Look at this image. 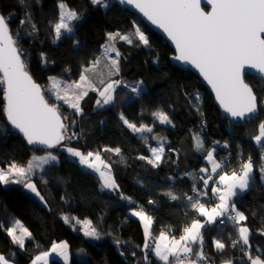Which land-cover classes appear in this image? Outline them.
Here are the masks:
<instances>
[{"label": "trees", "instance_id": "trees-1", "mask_svg": "<svg viewBox=\"0 0 264 264\" xmlns=\"http://www.w3.org/2000/svg\"><path fill=\"white\" fill-rule=\"evenodd\" d=\"M59 2L25 0L21 5L19 0H0V12L5 17L11 15L10 30L35 80L42 87L49 85L50 77L78 80L82 69L101 53L107 41L106 34L118 31L130 35L133 44L121 40L117 42L121 60L120 74L116 79L128 84L142 80L144 92L135 97L121 85L114 93L115 106L99 107L96 105L98 92L89 91L80 102L82 114H76L69 105L60 103L68 119L77 122L72 130L80 138L70 141L69 146L85 154L92 151L103 155L111 165L119 188L115 191L103 189L98 173L91 172L57 147L53 152L58 156L59 163H51L32 177L47 201L46 205L21 184H0V254L18 264H31L37 254L50 250L55 242H67L73 252L71 264H163L151 251L148 252L149 261L144 260V226L131 215L133 207L138 205L152 217V236L147 238L149 244L162 231L180 236L183 226L198 218L186 195H194V186L203 190L201 176H207L198 169L206 166V151L214 142L220 141L216 150L217 159L222 163L230 157V164L235 169L248 156L253 155L257 159L260 158L259 151L264 154V140L261 145H256L253 139L259 134V124L264 122V108L260 109L255 119L244 124L226 118L200 77L173 63L175 51L164 37L113 0H110L107 9L92 5L90 0H63L71 10L87 11V16L77 25L73 35L66 34L56 40L53 26L58 22ZM25 12L30 13L31 22L22 26ZM31 23H35L36 31H32ZM137 25L149 37L150 46H137L139 41L133 35ZM42 53L47 63L42 62ZM246 81L258 97H264L263 79L247 74ZM196 93L201 97L199 106L203 115L189 103ZM45 95L52 104H56L53 95L47 92ZM4 108V88L0 85V168L13 162L26 166L32 156L45 150H34L21 134L12 129ZM157 110L165 111L172 125H162L151 115ZM120 113L137 126L145 124L152 127L153 132L143 136L133 133L119 119ZM203 120L208 123L209 133L202 136L205 143L203 149L197 151L192 133ZM160 138L167 141L166 157L159 167H153L138 157H150L148 144ZM224 144L228 147H223ZM105 148H119L121 151L118 155L114 151H104ZM259 169L257 167L254 171L249 188L233 197V201L236 209L248 217L241 224L250 229L251 255L264 259V235L261 234L264 231V185ZM128 185L133 187L126 193ZM169 192L177 199L172 200L167 195ZM122 197L130 198L131 202ZM149 201L157 204L159 209L153 210ZM64 215L90 220L101 233V239L89 240L76 231L81 225L74 220L65 223ZM15 218L20 219L32 233V238L23 247L7 235L6 229ZM202 234L209 264H222L229 258L233 264H241L242 261L250 264L240 251L242 241L236 248L231 247L232 241L239 238L237 227L231 221L227 220L225 226H220L218 220L214 224H206ZM216 239L227 245L223 251L215 248ZM116 241H120L119 245ZM195 246L198 248L199 245ZM243 248L249 250L247 245ZM80 249L87 253V260L76 256ZM193 251L199 249L193 246ZM132 252L135 256L131 255ZM50 264L64 262L52 258Z\"/></svg>", "mask_w": 264, "mask_h": 264}, {"label": "snow or ice", "instance_id": "snow-or-ice-1", "mask_svg": "<svg viewBox=\"0 0 264 264\" xmlns=\"http://www.w3.org/2000/svg\"><path fill=\"white\" fill-rule=\"evenodd\" d=\"M118 2L134 6L153 25L167 34V37L174 42L178 53L174 57L175 60L191 65L199 71V74L215 91L216 100L223 111L234 121L251 119L261 108H264V97H258L257 93L243 78L244 69L248 67L257 70L262 74L261 78L264 79V0H207V3L211 5L210 11H205L201 7V0H118ZM19 3L24 5L25 0H19ZM90 3L105 9L109 7L107 0H90ZM58 8L61 10L58 22L53 26L56 40H59L65 33L74 32V26L70 25L68 21L79 22L82 19L75 10H69L63 0H60ZM10 20L11 15L5 17L3 13H0V74H2L0 75V85L4 86L6 120L10 122L13 129L18 130L23 135L29 145L40 147L41 150L59 147L71 157L78 158L80 165L85 166L93 173H98L103 189L117 190L118 185L111 174V165L103 160L99 152L88 151L85 154L63 143L80 138L72 130L77 122L62 116L59 105L50 104L45 98V92L51 91L56 100L69 103L76 114H82L83 110L80 108L79 102L88 95L89 90L98 91L99 97L102 98L96 100L97 106H115L113 102L117 88L123 85L135 97H140L144 92V82L140 80L135 84H128L121 79H110L101 91L93 86L89 75H87L92 69L85 67L82 69L78 81L65 83L64 87H61L55 77H50L52 88L42 87L30 74L26 59L23 58L24 53L22 49L17 47L16 40L9 28ZM30 22V13L25 12V19L21 20V25ZM31 27L32 31L37 30L35 23H31ZM133 35L139 41L137 46H150L149 37L139 27L135 28ZM106 37L107 43L103 46L104 50L108 53H115L114 58L109 57V75L119 76L121 53L115 46V42L119 37V40L131 45L133 39L130 35L121 34L118 31L107 33ZM43 56L42 53V62L47 63L46 60H43ZM97 63L99 60L93 62V67ZM100 83L104 82L100 81ZM70 92L72 94L71 99L69 98ZM200 101L201 97L199 93H196L189 103L197 113L203 115L199 106ZM151 115L162 125H172L173 123L169 115L163 110H157ZM119 119L133 133L143 136L144 133L153 132V128L148 125L137 126L130 122L123 113H120ZM192 135L196 150L203 149L205 141L201 133L194 132ZM143 138L147 139V137ZM253 139L257 145H261L262 140H264V122L259 124V134ZM214 143L219 144L218 141ZM223 147L227 148L228 145L224 144ZM104 151H114L119 155L121 150L119 148H105ZM149 151L150 157L140 156L138 158L146 160L153 167H159L164 156L163 144L158 147H150ZM215 152V146L206 151V159L212 165L211 171L209 172L208 168L200 169L202 173L207 175V178L201 176L203 190L196 189L194 186V195H186L190 207L200 216L206 218L203 223L199 219L192 220L189 226L183 228L179 239L175 236L169 237L166 232L162 231L154 242L149 244L147 238L152 236L150 231L152 217L143 209L134 208L131 211V215L137 217L144 226L146 240L143 249L145 250L144 260L146 262L149 261L148 252L151 251L163 264H201V262L208 264L209 257L204 252L201 230L205 224H214L217 218L227 216L233 226L237 227L239 233V238L232 241L231 247L236 248L237 244L242 241L240 251L247 257V261L250 264H264V260L259 255L255 258L251 255L250 229L241 224L248 217L244 212L236 209V204L233 201V197L238 194L237 189L243 193L249 188L250 180L253 179L251 174L253 173L254 162L249 156L246 161L241 163L239 171L233 170L229 173L222 171L223 166L216 161ZM34 161L40 163L34 164ZM51 162L59 163L58 156L52 154L51 151H48L45 156H32L27 166L13 162L7 169L0 168V184H21L46 205L47 201L44 200L32 177L36 175V168L51 165ZM218 169H221L218 179L213 180ZM259 170L261 178L264 179V165ZM209 181H212L214 185L210 189L211 194L218 200L211 208L206 207V204L201 202L202 197L209 195ZM167 195L172 200L177 199L171 192ZM122 198L130 201V198ZM149 203L151 204L152 201ZM62 218L65 223H71L72 220H75L77 224L81 223L79 219L70 218L68 215H64ZM82 223L85 236L96 240L101 239V233L91 226L90 220H85ZM220 223L223 224L224 220L221 219ZM18 230L20 235H17ZM6 231L12 241L21 247L24 246L25 238L32 236L28 228L24 227L18 220L14 222V226L7 228ZM261 234L264 235V231H261ZM119 243L120 241H116L117 245ZM197 243L200 246L199 251L193 254L192 245ZM243 245H247L249 250H245ZM214 246L218 251H223L227 247L219 239L214 240ZM68 249L67 242L54 243L51 252L45 251L37 255L32 264H48V257L52 253L62 257L67 264L69 261ZM131 255L135 256V252H132ZM170 257L173 260L170 261ZM0 264H9V260L2 254H0ZM222 264H233V260L231 258L223 260ZM241 264L244 262L242 261Z\"/></svg>", "mask_w": 264, "mask_h": 264}, {"label": "rangeland", "instance_id": "rangeland-1", "mask_svg": "<svg viewBox=\"0 0 264 264\" xmlns=\"http://www.w3.org/2000/svg\"><path fill=\"white\" fill-rule=\"evenodd\" d=\"M107 2L108 3H110V0H107ZM67 6V5H66ZM68 8V7H67ZM69 10H71L70 8H68ZM61 11V10H60ZM77 12V11H76ZM81 17H82V19L79 21V22H77V21H68V23L70 24V25H72V26H74V29L76 30V27H77V25L78 24H80L84 19H85V17L87 16V11H80V12H77ZM136 27H139L140 28V30H142L141 29V27L139 26V25H137ZM75 30H74V32L73 33H71V34H68V33H65V34H63V35H73L74 33H75ZM143 31V30H142ZM112 33H115V32H112ZM146 34V33H145ZM62 35V36H63ZM147 35V34H146ZM61 36V37H62ZM118 41H120L119 40V37H117V41L115 42V46L117 47V42ZM106 43H107V41L105 42V44L103 45V46H105L106 45ZM102 46V50H101V53L95 58V60L94 61H96V60H99V63H97V64H95V66L93 67V62L89 65V66H87L88 68H91L92 69V71L91 72H89V73H87V75H89V78H90V80L92 81V83H93V86L96 88V89H99V90H103V88H104V86L109 82V80L110 79H112V80H115L116 79V77L118 78L119 76H110L109 75V66H110V59H109V57L111 56L112 58H114L115 57V53H108V52H106L105 50H104V47ZM118 48V47H117ZM56 78V81H57V83H60V85H61V87H64V84L65 83H72L73 81H78V80H73V81H69V80H66V79H63V78H58V77H55ZM100 81H103L104 83H100ZM1 87H3L4 88V86L3 85H1ZM48 87V89H51L52 88V82H51V80H50V82H49V85L47 86ZM89 91H92V90H89ZM47 93H50L51 95H53L54 96V94L51 92V91H46ZM96 92H98V91H96ZM99 94V93H98ZM71 96H72V94H71V92L69 93V98L71 99ZM55 97V96H54ZM98 99H102V98H100L99 96H98ZM82 100V99H81ZM81 100H80V102H81ZM79 102V103H80ZM60 103H64V104H66V105H69L70 106V104L69 103H66V102H64V101H58V100H56V104H58L59 105V110H60V112L62 113V115L63 116H66L64 113H63V111H62V109H61V104ZM106 106H108V105H106ZM105 107V106H104ZM67 117V116H66ZM219 142V144H220V141H218ZM166 143H167V141L165 140V138H160V139H156V140H154L152 143H149L148 144V148L150 149V147H158V146H160L161 144H163V147H164V156H163V158H162V160L160 161V163H159V165L164 161V159H165V157H166ZM65 144H67L68 146L70 145V141H66L65 142ZM213 146H215L216 147V150H218V144H214V145H212V147ZM211 147V148H212ZM211 148H209V150H211ZM58 148H54V149H50V150H45V152H43V153H40V154H36V155H34V156H37V157H39V156H45V155H47L48 154V151H51V153L52 154H54V155H56L55 154V152H53V151H56ZM259 153V155H260V158H254L253 159V162H254V164H253V172L257 169V167H261L262 165H264V159H262V156H264V154L262 155L261 154V151H259L258 152ZM263 153V152H262ZM101 155V154H100ZM178 155V154H177ZM150 156H151V153H150ZM101 157L103 158V160L106 162V160L104 159V157H103V155H101ZM214 157H215V159H216V161L219 163V161L217 160V157H216V152L214 153ZM75 159H77L78 160V158H75ZM205 159H206V157H205ZM207 160V159H206ZM256 161V162H255ZM207 162H209L208 160H207ZM40 162L39 161H34V164H39ZM51 163H53V162H51ZM107 163V162H106ZM11 164V163H10ZM9 164V165H10ZM209 164H211L210 162H209ZM8 165V166H9ZM7 166V167H8ZM27 166V165H26ZM48 165H43L42 166V168H36L35 169V172L36 173H38V172H40V171H42L44 168H46ZM7 167H5L4 169H7ZM203 168H207V167H203ZM220 170V169H219ZM224 171H228V170H225V169H223ZM198 172H200V173H202L201 171H198ZM229 173L231 172V171H228ZM111 174L113 175V172H112V169H111ZM202 174H204V175H206L205 173H202ZM207 176V175H206ZM207 178V177H206ZM261 180H262V182H263V185H264V179H262L261 178ZM116 181V180H115ZM117 183V182H116ZM118 185V184H117ZM210 186H211V181H209V185H208V190L210 189ZM218 186V185H217ZM132 185H128L127 186V189L125 190V192L126 193H128L131 189H132ZM119 188V187H118ZM28 190V189H27ZM203 198V197H202ZM212 206H214V204H212V205H208L207 206V204H206V207H209V208H211ZM137 209V210H140V207L137 205L136 207H133V209ZM198 214V213H197ZM197 219H199L202 223L206 220V218L205 217H202V216H200L199 214H198V218ZM20 221L21 222V224L24 226V227H26L25 225H24V223L20 220V219H17V218H15L11 223H10V226H8V228L9 227H12V226H14V222L15 221ZM85 220H88V219H85ZM85 220H80L81 221V223H79V225H81V227H79V229H77L76 231L77 232H80V233H82L83 235H84V225H83V221H85ZM74 223H76L75 222V220H74ZM77 224V223H76ZM206 225V224H205ZM91 226L93 227V225L91 224ZM27 228V227H26ZM204 229V228H203ZM202 229V230H203ZM201 230V231H202ZM17 235H20V232H19V230L17 231ZM159 236V235H158ZM87 237V236H86ZM32 238V236L30 237V238H28V237H26L25 238V243H26V241L27 240H29V239H31ZM89 240H91V241H96V239L95 238H91V237H87ZM150 238V237H149ZM204 240V239H203ZM25 243H24V245H25ZM55 243H57V242H55ZM18 245V244H17ZM196 244H194V245H192V247L194 246L195 247V249L196 250H198L199 248H200V246H198V248L195 246ZM197 245H199L198 243H197ZM20 246V245H19ZM52 248V247H51ZM68 251H69V263L70 262H72V250H71V248H70V246H69V249H68ZM48 252H51V249L50 250H48ZM197 252V251H196ZM195 251H193V253L195 254L196 253ZM43 252H41L40 254H42ZM40 254H37V255H40ZM3 255V254H2ZM36 255V256H37ZM206 255V254H205ZM78 258H81V259H85V260H87L88 259V255H87V253L85 252V250L84 249H80L79 251H78V253H77V255H76ZM207 256V255H206ZM52 258H56V259H59V260H62L63 258L62 257H60V256H58L56 253H52L49 257H48V264H50V259H52ZM171 259H172V257H171ZM171 259H170V261H171ZM9 260V259H8ZM9 263L10 264H18V263H16V262H13V261H11V260H9ZM205 263V262H204Z\"/></svg>", "mask_w": 264, "mask_h": 264}, {"label": "water", "instance_id": "water-1", "mask_svg": "<svg viewBox=\"0 0 264 264\" xmlns=\"http://www.w3.org/2000/svg\"><path fill=\"white\" fill-rule=\"evenodd\" d=\"M115 3H117V4H119V5H121V6H123V7H125L126 9H128L129 11H131V12H133L134 14H136L147 26H149L152 30H154L155 32H157V33H159V34H161L163 37H164V39L166 40V42L167 43H169L170 45H171V47L174 49V51H175V54L173 55V57H172V61H173V63L175 64V65H177V66H179V67H181V68H183V69H185V70H189V71H193V72H195L199 77H200V79H201V81H202V83L205 85V87L208 89V91L210 92V93H212V95H213V97H214V99H215V102H216V105H217V107L219 108V110L222 112V114L226 117V118H228L229 120H231V121H234L227 113H225L224 111H223V109H222V107L219 105V103H218V101L216 100V97H215V91L212 89V87H211V85H209L208 83H207V81H205L204 79H203V77L199 74V71L197 70V69H195L193 66H191V65H188V64H185V63H183V62H180V61H177V60H175V56L178 54L177 52H176V49H175V44H174V42H172L168 37H167V34L166 33H164L163 32V30L162 29H159L157 26H155V25H153L152 23H151V21H149L146 17H144L143 16V14L142 13H140L139 12V10L138 9H136L134 6H132V5H127V4H121V3H119L118 2V0H113ZM201 7L205 10V11H210L211 10V5H209L208 3H207V0H201ZM1 13V12H0ZM10 28V27H9ZM12 33V32H11ZM14 37V36H13ZM15 39V38H14ZM17 43V42H16ZM17 47L18 48H20L19 47V45L17 44ZM29 70V69H28ZM30 72V71H29ZM30 74L32 75V73L30 72ZM247 74H250V75H253V76H255V77H257V78H260V79H262L261 78V76H262V74H260L257 70H255V69H250V68H248V67H245V69H244V72H243V78H244V80H245V82L247 83V81H246V75ZM0 75H2V74H0ZM33 76V75H32ZM34 78V77H33ZM35 79V78H34ZM264 80V79H263ZM249 84V83H248ZM249 86L250 87H252L250 84H249ZM253 88V87H252ZM254 90V89H253ZM255 92V91H254ZM45 98L48 100V98L46 97V95H45ZM48 102L50 103V104H52L49 100H48ZM5 106H6V100H5ZM60 111V110H59ZM260 111V110H259ZM62 114V113H61ZM259 115V112L255 115V116H253L251 119H246V120H243V121H239V120H236V121H234L235 123H237V124H244V123H246V122H249V121H251V120H253V119H255L257 116ZM63 116V115H62ZM5 117H6V114H5ZM9 124H10V122H8ZM13 129V128H12ZM14 131H16V132H18V130H15V129H13ZM19 133V132H18ZM19 134H21V133H19ZM22 135V134H21ZM23 136V135H22ZM25 139V138H24ZM26 140V139H25ZM65 142V141H64ZM32 146V145H31ZM34 148H40V147H35V146H33ZM41 149V148H40ZM262 259V258H261ZM262 260H264V259H262ZM201 264H206V263H204V262H201ZM209 264V263H208Z\"/></svg>", "mask_w": 264, "mask_h": 264}, {"label": "built area", "instance_id": "built-area-1", "mask_svg": "<svg viewBox=\"0 0 264 264\" xmlns=\"http://www.w3.org/2000/svg\"><path fill=\"white\" fill-rule=\"evenodd\" d=\"M208 131H209L208 130V123L206 121H204V120L201 121L200 127L196 130V132H200L202 136H205L204 134H208L209 133ZM261 154L263 155L262 152H261ZM250 157L252 158V160L255 158L253 155H250ZM230 162H231L230 157H226L225 160L222 162L223 168H225V169H235V166H232L230 164ZM239 168L240 167L236 168L235 170L239 171ZM200 169H202V168H199L198 171H200ZM201 202L207 204V206L208 205H212L213 204V196L212 195L211 196L208 195V197H203V198H201ZM151 205L153 207V210H154V208H155V210L159 209V206L157 204L152 202ZM192 211L195 212L194 209ZM221 219L224 220L223 224L220 223ZM227 220H228L227 216L220 217V218H218V223H219L220 226H225ZM186 226H189V225H185V226H183V228L186 227ZM183 228H182V230H183ZM181 234H182V231H181ZM168 235H169V237L175 236L177 239H179V236L172 235V234H168ZM193 258H194V256H193ZM171 260H173V258Z\"/></svg>", "mask_w": 264, "mask_h": 264}, {"label": "crops", "instance_id": "crops-1", "mask_svg": "<svg viewBox=\"0 0 264 264\" xmlns=\"http://www.w3.org/2000/svg\"><path fill=\"white\" fill-rule=\"evenodd\" d=\"M256 143V142H255ZM257 145V144H256ZM218 160V159H217ZM219 161V160H218ZM205 162H206V166H204V167H207L208 169H209V172L211 171V167H212V165L211 164H209V162H207V160L205 159ZM219 163L222 165V163L219 161ZM224 168L222 167V171H224L223 170ZM221 172V169L219 170L218 169V171H217V175H215L214 177H213V180H217L218 179V175H219V173ZM228 172V171H227ZM254 174V172L251 174L252 175V177L254 176L253 175ZM252 180V179H251ZM251 180H250V182H251ZM214 185H213V182L211 181V186H210V189H211V187H213ZM217 186V185H216ZM249 186H250V183H249ZM210 189L208 190L209 191V195L211 196L212 194H211V191H210ZM246 191V190H245ZM244 191V192H245ZM237 193H241L240 192V190L239 189H237ZM218 202V200L215 198V197H213V204L215 205L216 203ZM217 220H218V218H217ZM216 220V221H217ZM204 241V240H203ZM57 243H60V242H57ZM194 245V244H193ZM170 259H171V257H170ZM61 261H63V259L61 260ZM64 262V261H63ZM10 264V263H9ZM32 264V263H31ZM64 264H65V262H64ZM67 264H71V262L69 263V262H67Z\"/></svg>", "mask_w": 264, "mask_h": 264}]
</instances>
